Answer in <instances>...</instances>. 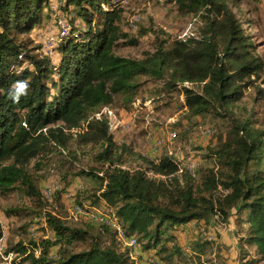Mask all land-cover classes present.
<instances>
[{
  "label": "trees",
  "instance_id": "16d2710c",
  "mask_svg": "<svg viewBox=\"0 0 264 264\" xmlns=\"http://www.w3.org/2000/svg\"><path fill=\"white\" fill-rule=\"evenodd\" d=\"M169 1L179 12L199 18L198 34L159 40L136 59L113 52L136 45L138 37L123 32L121 10L111 0H58L70 24L54 47L58 61L52 62L46 54L31 53V40L25 37L52 17L45 12L49 0H0V197L18 190L41 201L26 169L29 161L50 145L65 149L71 138L65 130L86 122L77 143L100 147L94 156L99 166L78 172L99 182L79 200L81 205L86 201V210L112 208L125 237L134 236L142 250L166 252L168 260L184 256L177 240L188 223L205 229L211 217L226 222L233 215L237 227L245 226L238 237L242 253L248 255L245 247L253 246L247 262L259 263L264 261V120L255 126L248 116L234 118L227 138L212 150L217 167L203 168L198 179L182 172L168 154L156 160L138 155L143 166L124 167L130 147L115 142L105 116H92L115 95L125 104L132 102L140 76L161 80L167 92L181 88L191 116H222L221 111L233 116L230 108L246 89L259 79L264 84V61L232 10L240 0ZM76 19L87 29L73 27H78ZM17 81L29 87L14 103L9 91ZM257 92L263 98L259 86ZM10 213L21 211L12 208ZM39 216L54 239L16 240L8 251L15 254L14 264H135L131 249L108 226L100 228L109 234L105 243L89 227L69 226L51 211ZM196 235L193 250L202 254L212 241L203 239V232ZM52 245L57 250L50 254Z\"/></svg>",
  "mask_w": 264,
  "mask_h": 264
},
{
  "label": "rangeland",
  "instance_id": "374dc122",
  "mask_svg": "<svg viewBox=\"0 0 264 264\" xmlns=\"http://www.w3.org/2000/svg\"><path fill=\"white\" fill-rule=\"evenodd\" d=\"M111 1L121 10L120 25L123 32L138 37L136 45L115 47L113 52L119 56L139 59L144 52L152 51L159 40L171 41L196 36L201 25L198 17L179 12L169 0ZM49 2L50 7H46L45 12L52 17L48 21L42 19L44 25L36 26L25 37L31 40L27 45L31 53L40 57L48 55L52 62H57L58 55L54 52V47L62 34L66 31L68 33L70 15L59 10L58 0ZM232 10L244 32L251 36L255 52L264 61V0H240L238 8ZM76 20L79 22L78 27H73L87 29L84 23ZM74 22L75 20L72 23ZM124 40L120 39L119 42ZM138 82L140 86L132 102L125 104L122 96L115 95L110 105L102 106L92 115L96 118L105 116L111 124L110 132L115 142L130 147L132 154H127L123 163L124 167L130 169L143 166L138 155L156 160L160 155L168 154L176 160L182 172H187L186 169L194 165V173H190L199 179L203 168L217 167L212 150L227 138L234 118L248 116L255 126H260L264 120V84L260 83V79L254 83L257 85L246 89L241 101L230 108L233 116L223 115V111L222 116L214 112L191 116L185 107L181 88L167 92L163 90L161 80L148 76H140ZM257 86L262 89L263 98L257 94ZM194 88L198 90V87ZM85 124L86 122L79 128L65 130L71 135L65 149L50 145L49 150L29 161L26 169L42 196L41 201H33L18 190L0 197V264H14L15 254L8 251L12 250L18 239L26 243L28 240L38 242L45 238L54 239L49 228L40 221L39 214L45 210L56 214L69 226L89 227L94 233L100 234L105 243H109L110 237L107 232L102 233L101 225L115 230L122 246L131 249L135 264H250L247 260L253 256L254 247H245L248 255L242 253L238 237L245 233V226L237 227L233 215L226 222L211 217L205 229L195 222L188 223L178 232L177 242L184 250L182 258L168 260L165 258L166 252H146L137 242L133 247L123 242L125 234L112 208L102 205L86 210V201L82 199L83 204L79 203L80 198L85 195L84 191L99 187L95 178L78 174L81 170L99 166L94 161V156L100 147L77 143L78 132H81L80 129ZM170 132H174L175 137H170ZM45 191H49V194H44ZM12 208L20 210V215H6L7 210ZM101 218H104L105 223ZM199 232H203V239L212 241L202 254L193 250V243ZM131 237L135 238L127 236ZM56 250L57 245H52L50 254ZM256 264H264V261Z\"/></svg>",
  "mask_w": 264,
  "mask_h": 264
},
{
  "label": "clouds",
  "instance_id": "9594fccd",
  "mask_svg": "<svg viewBox=\"0 0 264 264\" xmlns=\"http://www.w3.org/2000/svg\"><path fill=\"white\" fill-rule=\"evenodd\" d=\"M29 84L27 81H17L12 86V89L9 91V96L13 102H18L21 96L27 95V89Z\"/></svg>",
  "mask_w": 264,
  "mask_h": 264
},
{
  "label": "bare ground",
  "instance_id": "6f19581e",
  "mask_svg": "<svg viewBox=\"0 0 264 264\" xmlns=\"http://www.w3.org/2000/svg\"><path fill=\"white\" fill-rule=\"evenodd\" d=\"M170 137H175V133L174 132H170ZM194 165H190L189 167H188V169H186V170H188L189 172H192V173H194L193 172V170H194V167H193ZM124 235V234H123ZM124 237H125V235H124ZM122 239V238H121ZM123 242H126L127 243V245H129V246H135V244H136V241H135V239L134 238H127V236L125 237V240H123Z\"/></svg>",
  "mask_w": 264,
  "mask_h": 264
},
{
  "label": "built area",
  "instance_id": "2783aa9c",
  "mask_svg": "<svg viewBox=\"0 0 264 264\" xmlns=\"http://www.w3.org/2000/svg\"><path fill=\"white\" fill-rule=\"evenodd\" d=\"M48 52L51 53V50H48ZM44 194H49V191H45ZM101 219L103 220V223H105L104 218H101ZM1 251L3 252L2 248H1Z\"/></svg>",
  "mask_w": 264,
  "mask_h": 264
},
{
  "label": "crops",
  "instance_id": "0c3cea01",
  "mask_svg": "<svg viewBox=\"0 0 264 264\" xmlns=\"http://www.w3.org/2000/svg\"><path fill=\"white\" fill-rule=\"evenodd\" d=\"M145 252V251H144ZM147 252V251H146ZM143 253V252H142Z\"/></svg>",
  "mask_w": 264,
  "mask_h": 264
}]
</instances>
